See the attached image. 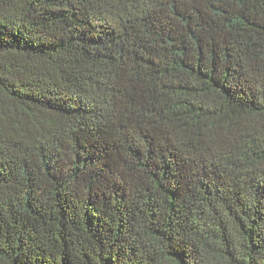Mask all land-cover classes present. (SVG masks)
Masks as SVG:
<instances>
[{
  "label": "trees",
  "instance_id": "16d2710c",
  "mask_svg": "<svg viewBox=\"0 0 264 264\" xmlns=\"http://www.w3.org/2000/svg\"><path fill=\"white\" fill-rule=\"evenodd\" d=\"M0 264H264V0H0Z\"/></svg>",
  "mask_w": 264,
  "mask_h": 264
}]
</instances>
